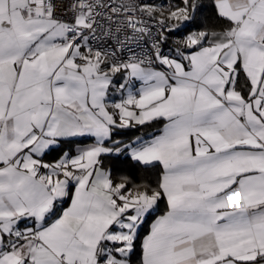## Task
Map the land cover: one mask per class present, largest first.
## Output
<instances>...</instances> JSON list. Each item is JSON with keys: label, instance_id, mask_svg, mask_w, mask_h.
<instances>
[{"label": "snow or ice", "instance_id": "obj_1", "mask_svg": "<svg viewBox=\"0 0 264 264\" xmlns=\"http://www.w3.org/2000/svg\"><path fill=\"white\" fill-rule=\"evenodd\" d=\"M182 3L0 0V264H264V0H213L222 30L144 51L145 17L196 23ZM122 155L155 186L114 182Z\"/></svg>", "mask_w": 264, "mask_h": 264}, {"label": "trees", "instance_id": "obj_2", "mask_svg": "<svg viewBox=\"0 0 264 264\" xmlns=\"http://www.w3.org/2000/svg\"><path fill=\"white\" fill-rule=\"evenodd\" d=\"M173 8L176 9L183 6L182 0H173ZM200 5L202 6L197 15L196 23L190 27L188 30H185L182 33L177 34L175 31H164L163 35L167 39L163 42L162 45L170 46L177 45L175 42L171 41V36L176 35L179 39L187 36L189 32L196 31H217L219 32L222 28L226 27V21L223 18H220L213 5V0H199ZM240 82V79H239ZM159 125H153L151 128L140 129V130H123L122 134L116 136V139L123 140L127 142L130 138L133 139L139 134H145L148 132L156 131ZM46 160L53 161L58 158L56 153L45 156ZM104 167L107 170L111 171L112 178L114 182H119L121 177H128L131 184H149L155 186L156 181L159 177L160 169L158 167L154 168L151 166L145 167L137 165L135 162L121 156L119 161H115L111 158L105 157L103 160ZM162 204V203H161ZM160 204V210L155 214H159L164 209V204ZM154 218V217H153ZM139 255V249H137V255L133 256V261L137 260Z\"/></svg>", "mask_w": 264, "mask_h": 264}, {"label": "built area", "instance_id": "obj_3", "mask_svg": "<svg viewBox=\"0 0 264 264\" xmlns=\"http://www.w3.org/2000/svg\"><path fill=\"white\" fill-rule=\"evenodd\" d=\"M60 2L64 5H67L72 2V0H60ZM134 3L136 4H147V5H152L156 6L157 8L161 9L164 11V14L167 15L168 10L173 8V0H133ZM65 12H68L69 10L65 7L64 9ZM156 16L159 17V12L156 13ZM145 20L148 22V26L151 29V36L147 37L148 43L145 45L141 43V47L144 49V51H147L151 47L152 43V38L155 37L156 35L160 34L161 32L164 33V29H162L156 22V19H148L145 17ZM179 38L176 35L171 36V41L175 42ZM96 43H93V47H96ZM139 50V49H138Z\"/></svg>", "mask_w": 264, "mask_h": 264}, {"label": "crops", "instance_id": "obj_4", "mask_svg": "<svg viewBox=\"0 0 264 264\" xmlns=\"http://www.w3.org/2000/svg\"><path fill=\"white\" fill-rule=\"evenodd\" d=\"M176 48H177V45H170V46H165V45H162V50L166 53V54H169V55H171V56H176ZM238 79H240V82H239V84H238V88H241L243 85H244V83H245V77H244V74H243V72H241L240 73V76H239V78ZM119 93H115V94H113V98L114 99H116V100H118L119 99ZM159 127H161L160 125L157 127V130L156 131H152V132H148V133H145V134H139V135H137L136 137H139V136H146L147 134H151V133H154V132H157L158 133V129H159ZM136 137H134L133 139H135ZM92 141L91 140H88V141H86L85 143H91ZM80 146H83V145H80ZM75 147H76V145H73V149H75ZM59 158V157H58ZM57 158V159H58ZM47 158H45V160H46ZM47 162H54V160L53 161H50V160H46ZM106 170H107V168L106 167H104ZM234 199H236L237 200V202L239 201V197H236V198H234ZM162 204H164L163 202H162ZM161 204V205H162ZM65 207H67V204H65L64 205ZM164 210H165V204H164V209L162 210V212L161 213H159V214H157V215H161V214H163V212H164ZM155 218V217H154ZM153 218V219H154Z\"/></svg>", "mask_w": 264, "mask_h": 264}]
</instances>
